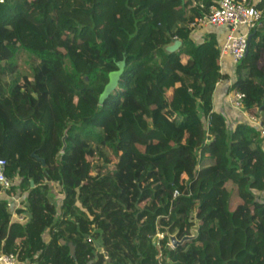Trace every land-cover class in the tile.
<instances>
[{
    "label": "trees",
    "instance_id": "obj_1",
    "mask_svg": "<svg viewBox=\"0 0 264 264\" xmlns=\"http://www.w3.org/2000/svg\"><path fill=\"white\" fill-rule=\"evenodd\" d=\"M209 4L0 0V158L6 178L28 192L26 223L11 222L0 201V253L34 264H264L259 134L229 128L213 110L217 83L229 79L218 42L214 33L201 44L190 37ZM257 8L261 21L228 91L264 121V0ZM174 38L181 46L166 54ZM19 50L33 56L31 78L15 74ZM120 62L125 74L99 105ZM194 212L196 239L166 247L167 231L189 234Z\"/></svg>",
    "mask_w": 264,
    "mask_h": 264
},
{
    "label": "built area",
    "instance_id": "obj_2",
    "mask_svg": "<svg viewBox=\"0 0 264 264\" xmlns=\"http://www.w3.org/2000/svg\"><path fill=\"white\" fill-rule=\"evenodd\" d=\"M207 13L204 14L196 23L192 24L193 31L204 29L224 28L219 48V66L225 63V57L231 59L234 65L240 63L248 54L249 42L248 38L252 35V31L258 27L262 11L257 8L261 0H209ZM201 7H204L201 5ZM173 40H176L174 38ZM221 72V71H220ZM218 84V83H217ZM244 95L240 93L229 92L223 99L224 104L230 111L225 116L229 123L247 124L254 128L260 139V145L264 151V121L257 116L246 112L243 108ZM7 162L0 158V189L2 192L8 193L13 187V180L9 181L5 176ZM15 179V178H14ZM178 193L174 192V197ZM21 221V219H19ZM165 235L157 232L154 239L155 245L159 248L160 241ZM166 247L171 248L166 243ZM15 254L0 253V264H22ZM34 264V263H28Z\"/></svg>",
    "mask_w": 264,
    "mask_h": 264
},
{
    "label": "crops",
    "instance_id": "obj_3",
    "mask_svg": "<svg viewBox=\"0 0 264 264\" xmlns=\"http://www.w3.org/2000/svg\"><path fill=\"white\" fill-rule=\"evenodd\" d=\"M220 29V30H219ZM214 33L219 45V42L225 33L224 28H218V29H204V30H195L192 31L190 34L191 39L196 44H201L207 34ZM235 68L236 65H234L230 58L225 57V63L224 65L220 66V71L223 75H227L229 77L228 80H222L218 82V84L215 87V91L212 97V105L213 110L217 113H221L224 117L230 114V111L227 109V106L224 104L223 99L229 94V87L233 84L235 80ZM226 120V119H225ZM227 126L231 129L235 127V123H229L227 120ZM52 193L54 194L53 198L54 200L59 201V207L63 200V195L60 194V189L55 184H51ZM26 191H22L20 189V178L15 177L13 180V190H10L8 193H4L0 189V201H5L8 204V212L11 216V222H19V223H26L28 218L25 214L24 210V204H25V198L27 196ZM17 211H21V213H18ZM21 219V221H19ZM49 234L46 232L44 234V239L48 240ZM22 264H28V262L22 263Z\"/></svg>",
    "mask_w": 264,
    "mask_h": 264
},
{
    "label": "water",
    "instance_id": "obj_4",
    "mask_svg": "<svg viewBox=\"0 0 264 264\" xmlns=\"http://www.w3.org/2000/svg\"><path fill=\"white\" fill-rule=\"evenodd\" d=\"M251 38H252V35L249 36L248 42H250ZM180 46H181V42L178 40H174L171 45L164 47L163 50L165 51L166 54H172V53L177 52L179 50ZM117 66H118V70L111 72L109 74L108 83L106 84L102 93L99 96V105H103L105 100L109 98L110 94L114 91V89L118 85V81H119L120 76L123 72L122 68L125 67L124 62H120ZM66 137L67 136L64 135L62 138L63 147L61 149V152H63L66 148V144H65ZM33 156H34V154H33ZM41 163H42V166H45V163L43 160H41ZM31 187H33V182H31ZM189 222L192 224L190 229H189V234L184 236L181 239H178L176 234H170L168 231L166 232L167 242L172 249L177 248L178 246H182V245L189 243L192 240L196 239L197 234H198V230H199V221L197 219L196 212L191 213L189 215ZM69 246H70L71 254L74 255V246L72 244H69Z\"/></svg>",
    "mask_w": 264,
    "mask_h": 264
},
{
    "label": "rangeland",
    "instance_id": "obj_5",
    "mask_svg": "<svg viewBox=\"0 0 264 264\" xmlns=\"http://www.w3.org/2000/svg\"><path fill=\"white\" fill-rule=\"evenodd\" d=\"M130 33H131V31H130ZM252 59H253L254 63L260 65L262 63L263 55L261 54L260 51H258L257 52V56H255ZM13 63L16 66L15 74L17 75V77H19L20 79L22 77H28V78H31L32 77V67L34 65V59H33V56L32 55H30L29 53H27L24 50H19L16 53V55H15V57L13 59ZM122 71L123 72H122L121 76H123L125 74V67L122 68ZM2 90H3V88L0 85V91H2ZM76 103H77V100H76ZM73 120H71V123L76 122L78 120V115ZM205 125H206V122H205ZM102 151L104 153H106V154H109V151L106 148L105 149H102ZM97 158H98L97 157V151L94 150V153L92 152V154L90 155V161H91V163L92 164H95L97 162ZM112 161H113V163L116 162V160L113 159V158H112ZM255 195L258 197V194H255ZM54 201L57 202L58 207H59V201L58 200H54ZM153 240L155 241L154 238H153ZM70 244H72V243H70ZM93 244H94V247H95L96 251H101V241H100L99 238H97L96 240H94L93 241Z\"/></svg>",
    "mask_w": 264,
    "mask_h": 264
}]
</instances>
